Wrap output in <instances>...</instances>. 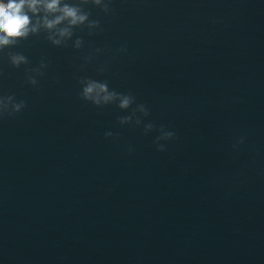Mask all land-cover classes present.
I'll list each match as a JSON object with an SVG mask.
<instances>
[{
  "label": "water",
  "instance_id": "95a60500",
  "mask_svg": "<svg viewBox=\"0 0 264 264\" xmlns=\"http://www.w3.org/2000/svg\"><path fill=\"white\" fill-rule=\"evenodd\" d=\"M110 7L88 6L100 29L78 50L41 33L0 53V94L25 102L0 118V264H264V3ZM83 78L144 104L166 150L119 125L131 109L85 102Z\"/></svg>",
  "mask_w": 264,
  "mask_h": 264
},
{
  "label": "clouds",
  "instance_id": "9594fccd",
  "mask_svg": "<svg viewBox=\"0 0 264 264\" xmlns=\"http://www.w3.org/2000/svg\"><path fill=\"white\" fill-rule=\"evenodd\" d=\"M264 3V0H260ZM112 0H0V53L6 49L15 47L18 41L27 40L29 37L44 33L47 42L55 48L64 47L69 41L74 49H80L82 40L78 36L74 39V32L78 29H86L88 35L100 29L98 20L90 19L88 6L97 8L105 15L111 13ZM101 49H96L99 54ZM121 47L117 52H124ZM90 57L85 58V63ZM8 62L13 68H19L28 63L25 55L13 53L8 56ZM47 67L42 60L38 67L26 73V83L32 87L38 86L36 77L43 75ZM103 66L97 71L103 72ZM80 85V97L91 103L96 108L115 105L121 112L131 111L128 115L118 117L121 127L132 126L143 128L145 135L157 132L153 143L156 150L164 152L166 142L175 137L172 130L164 127L155 128L152 122H144L149 117L148 108L142 103H136L135 97L130 93H121L110 89L107 81L92 78H83L78 81ZM135 104V107H132ZM25 108L23 100L16 101L13 96L0 94V118L5 115L12 116L20 113ZM105 138H112L111 130L105 132ZM244 143V138H238L233 144V149ZM133 148L129 146L131 154Z\"/></svg>",
  "mask_w": 264,
  "mask_h": 264
}]
</instances>
